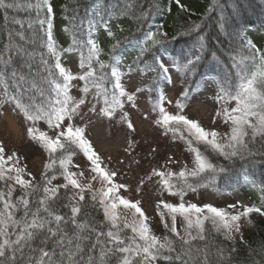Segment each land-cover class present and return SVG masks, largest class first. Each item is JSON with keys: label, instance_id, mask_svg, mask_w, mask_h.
Listing matches in <instances>:
<instances>
[{"label": "snow or ice", "instance_id": "obj_1", "mask_svg": "<svg viewBox=\"0 0 264 264\" xmlns=\"http://www.w3.org/2000/svg\"><path fill=\"white\" fill-rule=\"evenodd\" d=\"M175 3L182 10H187L180 0H175ZM217 3L218 0H213V8L210 10H214ZM135 6V0H125L121 13L134 14L132 9ZM20 7L16 0H0L5 19L8 10ZM33 7L37 9L38 19L39 12L46 9V18L39 19V24L43 26L47 23V40L41 41V46L46 47L47 52L39 53V56L40 63L44 66L43 71L47 73L44 79L51 95L41 104H36L34 97H29L30 103L24 101L29 87L34 88L35 84H28L23 69L32 68L37 52L35 48L29 50L27 47L34 40L25 34L22 21L16 18L11 23L20 25V29L7 31L4 34L5 42L0 45V79L10 74L15 92L10 94L9 85L5 82V102L14 104L23 113L24 119L31 122L27 128V137L48 153V160L43 164L44 171L40 181L36 182L32 174L26 171V167L20 164L21 158L17 153L9 154L5 146L0 144V264H113V261L115 264H158L161 259L170 264H211L208 249L193 243L205 240V221H211L226 241H233L235 233L241 230V219L248 218L252 213L264 216V207L243 206L242 210H236V205H228L233 210L230 212L212 205L187 203L183 197L187 189L196 190L194 185L187 182L189 177H215L228 171L226 167L210 159L207 154L209 149L230 162L236 158L254 160L256 156L262 155L253 152L249 145L264 143V51L258 49L252 41H246L244 47L247 54H241V49V53L237 54L239 59L236 56L230 57L232 68L236 70V82L233 83L228 77L221 81L217 100L225 103L232 100L235 101V106L231 109L224 107L216 113L226 123L230 121L228 134L221 136L217 131L205 129L198 121L184 115L181 100L176 102L179 109L176 114L168 112L164 107L166 96L163 92L159 95V102L153 104V111H158L159 116L154 123L163 127L166 133L179 132L180 139L185 141L187 150L193 155L191 168L185 166L178 173L153 169L148 177H159L161 191L180 197L178 204L164 200L157 204L158 215L165 228L169 227L165 220L166 213L171 218L170 232L180 242L177 250L176 240L169 236L161 238L152 233L140 201L133 202L120 195V190L127 186L115 182L117 172L104 164L103 158L87 138L86 128L74 123L77 116L83 118L81 106L86 104V100L83 96L76 99L70 95L73 81L84 82L80 91L85 95L90 92V88L96 89L95 96L103 100L104 106L97 111L96 104H92L88 110L100 117L113 118L116 109L123 108L121 97L126 96L127 101H134V94H128L121 82L124 75L120 70L122 58L117 54L120 46L133 43V38L116 39L109 22L103 19V11L98 3L92 10V18L87 21V38H74L72 45L62 50L64 53L79 52V68L83 71L74 75L62 64L61 51L55 46L52 35L54 10L50 0H38L36 4L29 2L28 10ZM114 12L115 10H110L108 14L112 15ZM150 15V12L142 11L135 18L137 22H146ZM97 17L103 23L107 36L116 39L110 52L111 63L100 59V45L92 36ZM28 27L31 29L32 24L29 23ZM199 27L196 26L197 29ZM228 27V18L222 15L218 28L226 31ZM166 37V32L157 29L148 30L142 37L135 38L139 54L133 63L137 67L143 65L142 71H156L153 90L158 89L161 82H172L169 65L162 55L156 54L158 49L167 51ZM205 39L203 35L198 38L200 51L204 50ZM149 53L153 56L151 65L144 61ZM212 57L219 62L215 52ZM186 59V63L173 61V67L185 76L196 71L195 66L201 57L196 55ZM128 70H133L131 65ZM105 84L109 86L105 87ZM191 90L189 88L187 91ZM136 91L140 92L142 89L137 88ZM187 91L182 92L181 96L186 98ZM43 95L42 91L41 96ZM121 119L127 122L128 129L134 131L127 112L123 113ZM41 120L55 131L54 137L35 127ZM199 145L204 146L203 151ZM77 149L89 163L90 175L87 177L84 171L72 170L73 167L79 168V165L73 164L72 159ZM57 175L63 177L62 184L53 183ZM81 178L87 182H81ZM93 181L98 182L101 187L94 188ZM143 183L142 180L141 185ZM61 189L65 190L63 197L59 195ZM17 191L20 194L14 196ZM88 197L93 207L98 206L103 211L106 223L99 228L95 222L79 218L83 211L81 202H87ZM62 198L68 201L63 206L70 208V215H62L54 207ZM33 204L36 205L35 208ZM121 206L128 210L130 218L120 215L118 209ZM19 213L22 215H18ZM177 215L185 222V235L177 230ZM69 225L72 226L71 231L68 229ZM126 229L131 230V235L126 233ZM193 229L196 230L195 235ZM217 251L219 264H224V250ZM230 251L234 252L235 249ZM228 264H231L230 259Z\"/></svg>", "mask_w": 264, "mask_h": 264}, {"label": "trees", "instance_id": "obj_2", "mask_svg": "<svg viewBox=\"0 0 264 264\" xmlns=\"http://www.w3.org/2000/svg\"><path fill=\"white\" fill-rule=\"evenodd\" d=\"M21 5L20 8L8 10L7 19L4 18V9L0 8V45L4 40V34L9 30H18L20 25L11 23L13 18L19 19L23 23V30L26 35L34 40L33 44H28L29 50L35 48L37 56L31 69L25 67L24 73L27 75L28 84H35V87H29L28 95L25 96V103H30L29 97H34L36 104H41L46 101L51 95L49 85L45 82L44 77L47 75L43 71V65L40 63L39 53H46V47L41 46V41L47 40V23L43 26L39 24V19L46 18V9L39 12L37 18V9L33 7L28 10L29 2L36 4L38 0H16ZM182 3L197 2L194 8H186L182 10L175 0H135V8L132 9L134 14H123L121 9L125 5V0H58L57 6H53L52 0L50 4L53 7L52 16V35L55 46L58 51H61V62L76 58L79 61V52L64 53V48L72 45L73 39H86L88 32L87 21L92 18V10L99 3L103 11V19L109 22L111 30L116 35V39L123 37L133 38V43L122 44L118 49V55L122 58L120 70L123 73L129 72V66H132V71L140 70L141 72L153 73L152 78L147 84L148 96L150 95L151 102L159 101L160 86L154 89V81L156 80V71H142L143 65L137 67L133 62L139 54V47L135 43V38L142 37L143 34L156 27L160 31L166 32V48L156 50L157 55L165 54L175 61L186 63L188 57L194 58L196 55L201 57L199 63L195 66L196 71L189 73L187 76L188 86L193 89V86L206 76L213 77L219 84L226 77L235 83L236 70L232 68L231 56H236L239 59L238 53L247 54V49L244 47L246 41H249L246 33L257 26L264 27V0H218L214 10L213 0H180ZM110 10H115L112 15H109ZM150 12L146 22H137L135 16L140 12ZM121 13V14H117ZM226 16L229 21V27L226 31H221L218 28V21L221 16ZM29 23L32 28L28 27ZM199 25V29L196 26ZM239 34V35H237ZM205 36V47L200 51L198 38ZM258 49L264 51V33ZM92 36L100 45V59L106 63H111L110 52L116 39L107 36L106 29L100 18H96L95 27ZM215 52L219 58V62L213 60L212 53ZM153 60L152 53L144 57L146 64L151 65ZM54 63V61H53ZM95 66V65H94ZM86 70V69H84ZM110 76V69L107 70ZM9 85L10 94L15 92V84L10 74L5 75L0 79V100L3 103L4 83ZM84 82L82 81V84ZM105 84V87H108ZM94 89V88H90ZM43 91L44 95L41 96ZM192 91V90H191ZM187 91V99L189 93ZM23 114V113H22ZM186 135V133H185ZM201 150H204L203 145H199ZM249 147L253 152L261 153L254 160L249 158H236L230 162L221 156H217L208 150L210 159L218 165H222L228 169L225 173H219L215 177L211 175L203 176L202 178H188V183L198 188H212L216 192H231V190L242 186L244 183H251L255 187V191L249 194L250 206L264 207V143L256 142L250 144ZM79 150H76V154ZM74 155V156H75ZM48 160V153H46ZM175 180V178H174ZM40 181V180H39ZM175 182H177L175 180ZM65 190L61 189L59 195L64 196ZM17 191L14 196L19 195ZM68 203L67 199H61L54 207L58 209L62 215H70V208L63 205ZM83 211L80 214V219L87 218L89 222H95L97 227L103 226L106 222L101 208L93 207L90 197L87 202H81ZM33 204V208H35ZM18 215H22L19 213ZM251 230L244 240L234 239L226 241L224 236L217 232L212 223L204 224V241H194L193 243L208 249L211 264H219L218 249L224 250V264H228L230 259L231 264H264V216L257 213H252L249 216ZM69 231L72 226H68ZM107 228H105V231ZM128 235H131V230H125ZM196 234V233H195ZM194 234V235H195ZM167 236L176 240V248L179 250L180 242L178 238L168 230ZM235 249L231 252V249ZM115 264V261H113ZM158 264H170L168 261L160 260Z\"/></svg>", "mask_w": 264, "mask_h": 264}, {"label": "rangeland", "instance_id": "obj_3", "mask_svg": "<svg viewBox=\"0 0 264 264\" xmlns=\"http://www.w3.org/2000/svg\"><path fill=\"white\" fill-rule=\"evenodd\" d=\"M57 2L58 0H53V5L56 6ZM180 3L189 9L197 5V2ZM151 30L156 31L157 28L152 27ZM263 33L264 27L257 26L250 29L246 36L256 47H259ZM162 56L171 69L172 78L171 83L166 81L160 83L159 92H163L166 96L165 109L176 114L179 111L176 102L181 100L184 115L198 121L205 129L217 131L221 136L230 133V121L226 123L224 118L222 116L217 117L216 113L224 107L231 109L235 106V101L218 102L217 92L220 85L212 78L204 77L194 86L184 102L181 93L186 92L187 79L183 76V72L177 71L173 67V60L166 55ZM62 64L74 75H79L83 71L74 58L62 62ZM151 76V73L143 74L139 70L124 73L121 82L125 86V91L128 94H134L135 99L129 102L126 96L121 97L123 108H117L111 119L89 112L88 109L92 104H96L97 111L104 106L103 100L95 96V88L90 89V92L85 95L80 91L83 87L82 82L76 80L73 81L70 95L76 99L82 96L85 98L86 104L81 106L83 118L77 116L74 123L86 128L87 138L103 158L104 164L117 172V176L114 178L115 182L127 186L126 189L120 190V195L133 202L140 201V206L148 217L152 233L163 238L170 230L172 221L166 213L165 220L169 227L165 228L158 215L157 204L160 200L178 204L180 197L161 191L159 177L152 176L151 179L148 177L151 176L153 169L171 170L178 173L185 166L191 168L193 155L187 150L185 141L180 139L179 132L174 134L168 131L166 133L163 127L154 123V120L158 119L159 116L158 111H153L154 103L151 102L150 95L148 96V89L136 91L137 88L141 89V86H146L145 84ZM124 112H127L128 120L133 123L134 131L128 129L127 122L121 119ZM30 124L31 122L24 119L23 114L15 108L14 104L3 103L0 100V144L5 146L9 154L16 152L21 158L20 164L26 167V171L32 174L36 182H39L41 173L44 171L43 164L47 162V152L38 143L27 137V128ZM35 127L40 131H46L50 136L54 137L55 135V131L49 129L43 120L38 121ZM129 142H131L130 147ZM72 159L74 165H79V168L73 167V171H84L86 177L90 175L89 163L82 153L75 155ZM142 180L144 181L143 185H141ZM63 182V177L57 175V179L53 183L59 185ZM81 182L87 181L81 178ZM92 183L94 188L101 187L96 181ZM253 191H255V187L251 183H244L231 193L221 192L219 194L210 188L195 191L187 189L183 199L187 203H195L198 206L212 205L231 212L233 210L228 208V205H236V210H242L243 206H250L248 195ZM118 212L121 216L130 218L128 210L124 209L123 206L118 209ZM206 223L210 224L211 221H205L204 224ZM240 225L241 230L239 233H235V239L244 240L252 227L249 217L242 218ZM185 226L183 218L177 215L176 227L181 235H185L183 231ZM192 231L194 235L196 230L193 229Z\"/></svg>", "mask_w": 264, "mask_h": 264}]
</instances>
